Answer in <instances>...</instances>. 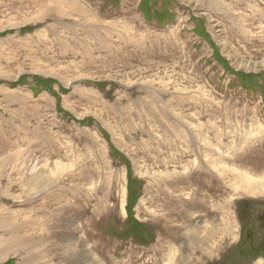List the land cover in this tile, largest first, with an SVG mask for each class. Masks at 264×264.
<instances>
[{"label":"rangeland","instance_id":"rangeland-1","mask_svg":"<svg viewBox=\"0 0 264 264\" xmlns=\"http://www.w3.org/2000/svg\"><path fill=\"white\" fill-rule=\"evenodd\" d=\"M165 1L0 0V264H264V0Z\"/></svg>","mask_w":264,"mask_h":264},{"label":"trees","instance_id":"trees-1","mask_svg":"<svg viewBox=\"0 0 264 264\" xmlns=\"http://www.w3.org/2000/svg\"><path fill=\"white\" fill-rule=\"evenodd\" d=\"M171 1H173V0H167V1L164 2V9H165V11L163 12V14H165L167 16L166 19H164V20H157L155 17H150L149 14L146 13V11L141 7L142 8V11H143V14H144V17L147 18L148 20H154L155 19L159 23L170 22L176 16V13L175 12L173 13L172 10H169L167 8V5L171 7V5H172V2ZM176 1L177 0H175V2ZM170 3H171V5H170ZM128 198H129V202L127 204V207H130V205H132V200L131 199L134 200L135 197L132 196L131 193L129 192Z\"/></svg>","mask_w":264,"mask_h":264},{"label":"bare ground","instance_id":"bare-ground-1","mask_svg":"<svg viewBox=\"0 0 264 264\" xmlns=\"http://www.w3.org/2000/svg\"><path fill=\"white\" fill-rule=\"evenodd\" d=\"M256 184H259V182H257V183H255L254 181H250V180H248V181H245L244 183H243V186L245 187V188H247V189H249V188H255V189H257V188H260V187H258ZM262 184H264V183H262ZM188 237V236H187ZM202 237V236H201ZM202 240H204V238L202 239ZM202 242V241H201Z\"/></svg>","mask_w":264,"mask_h":264}]
</instances>
